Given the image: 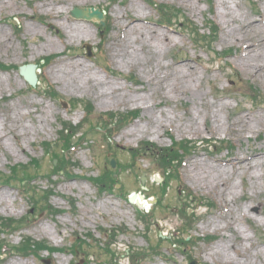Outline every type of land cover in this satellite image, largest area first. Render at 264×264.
<instances>
[{
  "label": "rangeland",
  "instance_id": "rangeland-1",
  "mask_svg": "<svg viewBox=\"0 0 264 264\" xmlns=\"http://www.w3.org/2000/svg\"><path fill=\"white\" fill-rule=\"evenodd\" d=\"M156 1L182 8L185 15L198 26H202L205 18L212 14L210 18L219 26L213 48L218 52L230 48V55L224 61L211 62L204 48L192 45L182 24L173 27L159 25L157 12L143 0H116L114 3L113 0L65 3L53 0H0V60L19 65L35 62L42 56L61 53L58 57H51L52 61L44 68L41 78L53 85L63 98V102H60L58 98L53 99L40 91L31 90L16 69L0 70V172H7L10 163L27 162L32 157L42 158L41 175L35 185L42 189L53 187L55 193L50 197V202L62 210L55 215L39 212L34 218L28 219L22 228L0 238L17 244L24 236H31L64 247L72 244L76 234L83 237L90 233L95 238H103V229L120 227L124 231L117 236L114 247L123 252L128 247L140 249L149 243L155 244L158 235L170 239L178 236L177 227L181 222L176 214L179 205L176 190L181 189L182 184L171 182L163 202L169 205V210L159 211L158 219L149 225V229L144 228L135 206L126 198L140 189L142 183L138 180L143 172L146 176L144 184L152 187L154 192L157 190L152 180L154 176L160 177V174L156 164L146 155L148 153H141L133 169L121 173L126 191L123 194L116 191L99 193L93 183L84 178L97 175L106 158H114L99 134H87L86 137L92 136L93 141L90 144L80 142V147L72 153L73 161L77 164L74 173L82 177H54L55 182H51L42 176L43 171L46 172L51 166L41 143L58 136L59 119L77 123L83 118L82 105L70 108L64 102L78 98L91 101L95 107L96 112L89 117L86 128L96 122L99 113L132 109L140 111L136 119L125 123L114 133L113 148L116 149V157L123 163L132 162L126 149L136 147L142 140H150L160 146L169 145L170 137L203 141L185 158L180 168L182 182L195 195L204 196L216 204L212 208H196L198 219L190 231L194 240L187 248L191 258L177 251L171 242L164 241L158 252L150 257H141L136 264H189L190 261L194 264H243L245 251L251 253L250 262L259 264L260 257L264 259V240L261 238L264 237V180L256 179L252 186L248 174L234 176L237 184L235 197L224 206L218 191L207 190L188 171V164L196 157L209 161L213 157L264 151V122L244 134H234L224 126L210 133L204 129L203 119L207 109L216 111L223 122L240 113L257 119L264 115V104L255 105L249 97L244 96L249 93L247 82L254 84L264 94V76L255 77L239 60L242 48L234 41L237 33L230 36L229 30L235 25L228 20L230 13L238 20L258 18L264 14V0H211L213 9L209 7L208 0ZM224 3L228 6H224ZM75 6L107 8L110 30L103 37L104 46H100L102 36L95 21L76 19L69 14ZM35 12L46 16L47 22L36 21L32 17ZM16 15L21 16L20 35L14 31L12 19H9ZM136 17H141L140 23L144 30L167 33L171 37L169 47L157 51L152 62L153 71L145 65L143 54L128 62L122 58L123 55L113 51L115 43L112 39L123 35L122 25ZM85 42L92 44V57L86 56V50L82 47ZM159 64L162 66L160 74L167 77L163 80L166 85L177 73L185 74L189 70L191 76L188 77L193 79H187L189 91L175 95L168 87L159 90L153 77ZM106 65L112 71L105 68ZM233 70L238 72L239 78L235 77ZM61 71L67 75L62 76ZM156 73H159V69ZM127 75H134L138 79L133 82L126 78ZM87 77L94 79L96 88L88 87L85 81ZM112 95L113 98L110 97ZM193 117L198 125L192 123ZM206 124L212 126L211 118L207 119ZM222 140L232 142L234 147L220 150ZM209 145H215L216 148H210ZM261 159L264 160V156ZM69 198L74 201L70 203ZM246 203L251 205L247 209L244 207ZM231 207L240 208L236 212L234 210L235 219L232 226L227 228L225 221ZM29 209L27 199L16 187L0 186V216L20 218ZM208 235L214 238L203 240ZM223 245L227 247L228 254L222 249ZM255 250L259 251V257L253 254ZM96 255L98 258L96 256L93 259L87 258L82 251L75 256L65 251L50 255V259L53 264H100L103 261L106 264H128L123 254L112 261L109 260L110 255L102 254V250L96 251ZM46 257L47 252L27 257L13 254L0 264H9L11 261L14 264H45L43 259Z\"/></svg>",
  "mask_w": 264,
  "mask_h": 264
},
{
  "label": "bare ground",
  "instance_id": "bare-ground-1",
  "mask_svg": "<svg viewBox=\"0 0 264 264\" xmlns=\"http://www.w3.org/2000/svg\"><path fill=\"white\" fill-rule=\"evenodd\" d=\"M53 1H56L57 3H65L78 0ZM224 6L227 7L228 5L224 3ZM228 16V20L231 24L235 25V28L232 27L229 30V32H231L230 36L237 33V36L234 37V41L242 48L239 60L254 74L255 77L259 78L264 76V14L260 15L258 18L248 20H238V18L233 16L232 13L228 14ZM140 20L141 17H136L132 21L130 20L122 25L121 29L123 30V35H120L119 37L115 36L112 39L115 43L113 51L115 54L123 55L122 58L126 61L128 60V62L137 59L141 53L144 56L145 65L152 69V62L157 51L162 47H169L172 41L167 33H157L144 30ZM124 56L126 58H124ZM161 67L162 66L159 64V68H157V70L159 69V73H156L157 70H154L155 72H153V77L159 86V90L168 87L175 95H180L189 91L186 83L187 79H192V77H188L191 76L189 70H187L185 74L183 72H180L179 74L177 73L174 75L172 81L166 85L163 80L167 77L165 74H160L162 71ZM60 73L64 77L67 75L63 71ZM85 81L88 87H97V83L93 78L87 77L85 78ZM110 97L113 98L114 96L112 95ZM208 118H211L212 126L206 124ZM203 119L204 129L210 133L214 129L224 126L228 127L229 131L234 134H244L253 131L255 127H258L259 124L263 123L264 115L257 119L252 116H247L244 113H240L228 121L226 120L223 122L218 117L216 111H210L207 109L203 115ZM157 123H159V121ZM192 123L198 125V122L194 117L192 118ZM262 156H264V151H255L250 154L241 152L229 157H213L209 161L196 157L188 164V171L191 172L192 177L207 190L218 191L221 201H223L224 206H227V203L233 201L237 190L234 176L248 174L250 180H252V186L256 179L264 180V160L261 159ZM141 202L142 201H139L138 203L142 205ZM249 206H251L250 203L244 205L246 209L249 208ZM239 208L240 207H231L230 212L227 214L226 223L224 222L226 224L225 227L228 228L232 226L235 219L233 214H235L236 209ZM226 248L227 247L223 245L222 249L228 254L229 252ZM253 254L256 257H259L258 250H255ZM244 255L246 256L242 260L243 264H255L254 261H249L251 258L249 255H251V253L245 251ZM258 262L259 264H264V259L260 257ZM9 264H14V262L11 261Z\"/></svg>",
  "mask_w": 264,
  "mask_h": 264
},
{
  "label": "trees",
  "instance_id": "trees-1",
  "mask_svg": "<svg viewBox=\"0 0 264 264\" xmlns=\"http://www.w3.org/2000/svg\"><path fill=\"white\" fill-rule=\"evenodd\" d=\"M147 1L150 2V3L152 2V0H147ZM159 11H160L162 17L164 18V20L166 22H168V23H171V15L172 14L176 15L177 12H178V10L175 9L174 7L167 6V5H161V6H159ZM210 31H211V33H214L215 32V27L214 26H211V30ZM202 38H207L208 41L211 40V39H209V37L207 35H206V37L205 36H202ZM0 68H5L6 69V68H8V66L0 62ZM251 90L253 91V93H258V91L254 87H251ZM253 98L256 99V97H253ZM123 119H124V117H123ZM147 144L150 145L149 143H147ZM185 145H186L185 142H181L179 144L176 143V146L179 149H182L183 151L187 150V147ZM170 150H171L170 148H164V149L158 148V150L155 149V152H156L155 155L157 156L159 154L158 156H159L160 160L162 161L161 164H162V166L165 169H167L168 166H170V168H172L174 166V164H173L174 159L175 158H177V159L180 158V155L177 153V149L174 148V152L173 153ZM133 152H134V150L132 151V153ZM58 164L60 166L64 165L65 164L64 158L58 157ZM24 167L25 166H21V168H24ZM17 170H18L17 167H12L13 173L16 174L17 173ZM21 172L24 173V169H22ZM114 173L115 172H112L110 170L105 171L102 174V177L101 178H98V179H95V181H97L100 184L98 186H101L102 183H103L104 186H102V187H104V188H113L114 187V184L117 182V175H116L117 173H115V175H114ZM8 181L9 180H7V182ZM43 194H44V192H42V198H40V199H37L36 200L35 198H32L31 205L33 207H36L37 203L47 202L46 201L47 196L46 195L44 196ZM46 205L47 204H44V206H46ZM186 206H188V205H186ZM183 212L185 214V211H183ZM191 215L194 216L193 213ZM0 220L3 221L2 224L0 223V228L1 227H3V228L4 227H9V228L13 229V228L18 227V225L20 223V221H16V220L10 219V218L9 219H2L1 218ZM186 228H189V226L186 227ZM110 235L114 237L115 236V233L112 232ZM185 243H186V241L181 242V244H185ZM41 247H47V246H44L40 242L34 241L30 237H26L24 239V242L21 243L20 247H18L17 250L20 251V252H22V253H31V252L38 251ZM72 251H74V249ZM0 254H1V252H0Z\"/></svg>",
  "mask_w": 264,
  "mask_h": 264
},
{
  "label": "water",
  "instance_id": "water-1",
  "mask_svg": "<svg viewBox=\"0 0 264 264\" xmlns=\"http://www.w3.org/2000/svg\"><path fill=\"white\" fill-rule=\"evenodd\" d=\"M86 9H79V8H75L71 13L74 16H86L88 18H90L91 16H93V14L87 13ZM95 14L100 17L101 15L98 13V11L95 12ZM34 65H27V66H22L20 67V71L21 73L24 75V77L31 83L34 84L35 80H36V76L34 74Z\"/></svg>",
  "mask_w": 264,
  "mask_h": 264
}]
</instances>
